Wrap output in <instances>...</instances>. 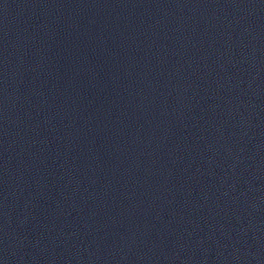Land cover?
<instances>
[{"label": "water", "instance_id": "1", "mask_svg": "<svg viewBox=\"0 0 264 264\" xmlns=\"http://www.w3.org/2000/svg\"><path fill=\"white\" fill-rule=\"evenodd\" d=\"M0 264H264V0H0Z\"/></svg>", "mask_w": 264, "mask_h": 264}]
</instances>
